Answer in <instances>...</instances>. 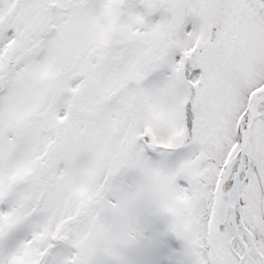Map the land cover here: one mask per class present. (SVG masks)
<instances>
[{
  "label": "snow or ice",
  "instance_id": "obj_1",
  "mask_svg": "<svg viewBox=\"0 0 264 264\" xmlns=\"http://www.w3.org/2000/svg\"><path fill=\"white\" fill-rule=\"evenodd\" d=\"M0 264H264V0H0Z\"/></svg>",
  "mask_w": 264,
  "mask_h": 264
}]
</instances>
